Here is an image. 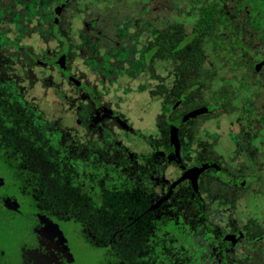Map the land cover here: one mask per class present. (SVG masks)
<instances>
[{
	"label": "flooded vegetation",
	"instance_id": "obj_1",
	"mask_svg": "<svg viewBox=\"0 0 264 264\" xmlns=\"http://www.w3.org/2000/svg\"><path fill=\"white\" fill-rule=\"evenodd\" d=\"M253 195L264 3L0 0V264H264Z\"/></svg>",
	"mask_w": 264,
	"mask_h": 264
},
{
	"label": "water",
	"instance_id": "obj_2",
	"mask_svg": "<svg viewBox=\"0 0 264 264\" xmlns=\"http://www.w3.org/2000/svg\"><path fill=\"white\" fill-rule=\"evenodd\" d=\"M1 221L2 223H0V244L4 245V246H9V244H11V248L15 251V253L17 254L20 250H25L24 249V240H21L22 238L29 236V234H31L32 232L30 231L29 227L27 225H23L20 224V230L17 232H13V230H11L10 226H8L7 222H6V216L5 215H1ZM14 220V223H16V216L15 218L12 217ZM14 227V226H13ZM22 236V238H21ZM18 250V251H17ZM21 254V252H20Z\"/></svg>",
	"mask_w": 264,
	"mask_h": 264
},
{
	"label": "rangeland",
	"instance_id": "obj_3",
	"mask_svg": "<svg viewBox=\"0 0 264 264\" xmlns=\"http://www.w3.org/2000/svg\"><path fill=\"white\" fill-rule=\"evenodd\" d=\"M252 208H253V214L256 216V217H259V212L262 211L263 206L261 205H258L260 204V198L257 196V195H253L252 196Z\"/></svg>",
	"mask_w": 264,
	"mask_h": 264
},
{
	"label": "trees",
	"instance_id": "obj_4",
	"mask_svg": "<svg viewBox=\"0 0 264 264\" xmlns=\"http://www.w3.org/2000/svg\"><path fill=\"white\" fill-rule=\"evenodd\" d=\"M254 1V0H253ZM260 1V3L262 2V3H264V0H259ZM258 0H256V2H259Z\"/></svg>",
	"mask_w": 264,
	"mask_h": 264
}]
</instances>
